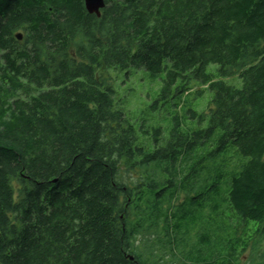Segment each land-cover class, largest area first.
<instances>
[{"label":"trees","instance_id":"16d2710c","mask_svg":"<svg viewBox=\"0 0 264 264\" xmlns=\"http://www.w3.org/2000/svg\"><path fill=\"white\" fill-rule=\"evenodd\" d=\"M130 68L161 77L153 108L200 83L207 108L188 113L207 125L133 118ZM191 211L211 218L194 242ZM249 236L264 239V0H106L101 16L0 0V264H239Z\"/></svg>","mask_w":264,"mask_h":264},{"label":"rangeland","instance_id":"374dc122","mask_svg":"<svg viewBox=\"0 0 264 264\" xmlns=\"http://www.w3.org/2000/svg\"><path fill=\"white\" fill-rule=\"evenodd\" d=\"M218 65L211 64L208 69L212 72H216ZM116 74L115 71L112 72ZM118 77V96L125 97L127 100L128 111L133 116L139 120L141 117L147 119V123L150 125H160L163 127L164 135L169 136L170 128L175 124V118L180 119L181 125L183 128L191 130L198 127H205L207 121L199 124L197 119H192L189 117V109L197 110L198 112H203L206 110L208 101L210 99V91L206 90L204 94H199L198 90L202 89V86L197 81L193 82V90L190 94L183 97V100H180L179 96L175 94L169 96L165 99H159L155 107H151L155 100H157V94L160 92L162 86L161 77H154L149 75L143 68H130L128 71L121 70L117 72ZM224 81L229 84H232L236 87H242V79L238 75H233L230 77H222ZM149 105V106H148ZM242 158L245 160L244 156L234 153V160L239 162ZM225 172H228L226 169ZM231 172L229 173L230 176ZM122 177L126 182L139 181L140 177L137 172L134 170L122 168L121 172ZM228 175V174H227ZM222 177L223 184L221 186L222 194L225 193L226 185V176ZM172 189L169 188L167 193ZM185 198V194H180V200ZM195 203L203 204L204 201L202 198L196 200ZM187 209H192V204H187L184 206ZM190 213L191 218L189 220V228L193 230L191 241L194 242L197 240V231L208 230L210 224V215L208 212H194ZM225 220L223 217H218V222L214 224L215 228L223 225ZM234 224V223H232ZM238 227L240 230L241 227ZM250 239V245L243 251L240 249L237 251L239 254V264H264V239H258L255 236ZM241 251V252H240ZM170 256H168L169 258ZM172 260L171 258L169 259Z\"/></svg>","mask_w":264,"mask_h":264},{"label":"water","instance_id":"95a60500","mask_svg":"<svg viewBox=\"0 0 264 264\" xmlns=\"http://www.w3.org/2000/svg\"><path fill=\"white\" fill-rule=\"evenodd\" d=\"M84 2L87 11L91 14H96L97 16H101L102 10L106 6V0H84ZM17 37L21 40L23 34L19 33ZM131 259H134V257L131 256Z\"/></svg>","mask_w":264,"mask_h":264}]
</instances>
